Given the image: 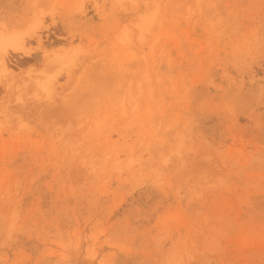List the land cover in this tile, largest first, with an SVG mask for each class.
Here are the masks:
<instances>
[{
    "label": "rangeland",
    "instance_id": "obj_1",
    "mask_svg": "<svg viewBox=\"0 0 264 264\" xmlns=\"http://www.w3.org/2000/svg\"><path fill=\"white\" fill-rule=\"evenodd\" d=\"M15 34L0 264H264V0H0Z\"/></svg>",
    "mask_w": 264,
    "mask_h": 264
},
{
    "label": "bare ground",
    "instance_id": "obj_2",
    "mask_svg": "<svg viewBox=\"0 0 264 264\" xmlns=\"http://www.w3.org/2000/svg\"><path fill=\"white\" fill-rule=\"evenodd\" d=\"M0 42L2 43L0 46L1 50V55H0V62L2 66L4 67L5 65V57L7 54V47L10 46L12 50L18 53H25L27 50H29L25 45L22 40V37L19 34H15L12 36H9L7 38H0Z\"/></svg>",
    "mask_w": 264,
    "mask_h": 264
}]
</instances>
